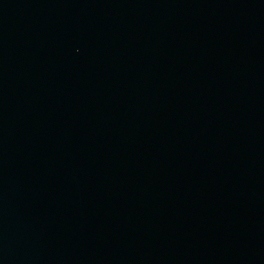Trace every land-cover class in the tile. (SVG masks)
Listing matches in <instances>:
<instances>
[{
	"label": "water",
	"instance_id": "water-1",
	"mask_svg": "<svg viewBox=\"0 0 264 264\" xmlns=\"http://www.w3.org/2000/svg\"><path fill=\"white\" fill-rule=\"evenodd\" d=\"M0 264H264V0H0Z\"/></svg>",
	"mask_w": 264,
	"mask_h": 264
}]
</instances>
